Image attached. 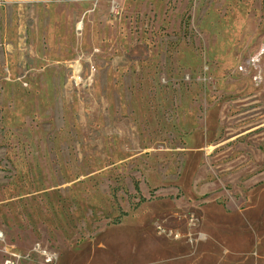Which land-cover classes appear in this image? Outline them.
Segmentation results:
<instances>
[{"label":"rangeland","instance_id":"rangeland-1","mask_svg":"<svg viewBox=\"0 0 264 264\" xmlns=\"http://www.w3.org/2000/svg\"><path fill=\"white\" fill-rule=\"evenodd\" d=\"M264 0L0 4V264H264Z\"/></svg>","mask_w":264,"mask_h":264},{"label":"built area","instance_id":"built-area-1","mask_svg":"<svg viewBox=\"0 0 264 264\" xmlns=\"http://www.w3.org/2000/svg\"><path fill=\"white\" fill-rule=\"evenodd\" d=\"M5 0H0V4ZM253 83L256 88L261 87L264 84V78L260 73H257L253 77Z\"/></svg>","mask_w":264,"mask_h":264}]
</instances>
